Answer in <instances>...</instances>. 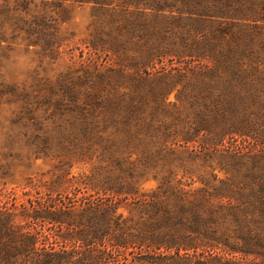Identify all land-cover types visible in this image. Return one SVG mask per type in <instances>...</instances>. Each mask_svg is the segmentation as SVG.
I'll use <instances>...</instances> for the list:
<instances>
[{
  "label": "rangeland",
  "instance_id": "374dc122",
  "mask_svg": "<svg viewBox=\"0 0 264 264\" xmlns=\"http://www.w3.org/2000/svg\"><path fill=\"white\" fill-rule=\"evenodd\" d=\"M112 5L114 8L101 10L95 2L68 1L69 19L60 24L63 44L55 58L40 47L28 46L23 33L0 27V36L7 40L0 44V210L19 208L31 199L50 198L51 189L65 196L75 192L78 198L102 201L103 194L72 180L90 173L96 165L112 164L107 157L113 154L112 148L116 155L138 162L142 190L155 189L167 180L180 185L181 191L206 188V194L213 198L209 206L217 214L214 228L229 231L237 240L235 230L264 235V194L261 198L253 195L246 184L260 190L257 172L264 168V0H114ZM126 10L135 20L142 19L140 12L147 11L145 17L151 19L157 12H164L168 20L159 25L161 38L142 34L143 23L127 24L118 15ZM219 24L230 28L227 36L232 44L234 34L239 37L238 53L248 79V88L244 87L242 94L247 101L245 108L258 114L259 121L254 122L258 126L228 132L216 144L202 135L186 142L184 132L199 109L193 104L196 90L190 87L191 95H182L181 99V76L171 77L195 66L208 67L211 60L208 56H195L194 60L183 57L188 52L179 55L166 42L173 40L181 48L184 38L211 35L218 31ZM158 45L161 51L146 60L148 50ZM131 58L149 63L140 62L135 70L127 66ZM111 70L140 71L143 75L149 71L155 76L172 73L161 83L156 82L159 84L154 92H145V114L153 116L155 122L166 121L165 126L153 131L154 135L165 131V138H156L162 149L156 143V156L145 170V159L134 148L133 138L128 148L122 145L113 122L107 124L99 144L72 147L60 140L61 136L68 139L79 134L82 119H92L90 110L97 100L110 101L113 97L114 85L122 84L118 80L113 81V88L103 87L98 98H92L96 92L91 81H101L98 74ZM119 72L113 76H119ZM174 80L176 89L159 110V86ZM253 91L258 94L257 100L250 98ZM178 113L181 123L174 118ZM142 144L147 145L148 140ZM244 189L248 199L239 195ZM123 210L131 214L129 208ZM237 261L264 264V256L237 253Z\"/></svg>",
  "mask_w": 264,
  "mask_h": 264
},
{
  "label": "trees",
  "instance_id": "16d2710c",
  "mask_svg": "<svg viewBox=\"0 0 264 264\" xmlns=\"http://www.w3.org/2000/svg\"><path fill=\"white\" fill-rule=\"evenodd\" d=\"M68 1L71 0H2L0 27L23 33L28 46L40 47L44 54L55 58L63 44L60 24L69 19ZM74 1L95 2L101 10L115 6H110L114 0ZM145 12L138 13L140 20H135L128 10L118 15L124 17L127 24L143 23L142 34L161 38L159 25L165 24L168 16L156 11L151 19L145 17ZM217 30L202 38L200 35L184 38L181 48L172 43L173 40L166 42L168 48L179 55L188 52L181 55L183 57L194 60L195 56H208L211 60L208 67L195 66L175 76L172 73L155 76L149 71L144 75L140 71L100 72L97 77L101 81H91L92 91L96 92L92 93V98H98L99 89L103 87L105 90L113 88L114 80L122 84L114 85L110 101L108 98L107 101L97 100L90 110L92 119H82L79 134L68 139L61 136L62 143L66 144V140L72 147L99 144L107 124L113 122L122 145L128 148L133 138L134 148L145 159L142 169H147L156 156V143L159 146L156 138L161 135L165 138V131L159 135H154L153 131L165 126L166 121L155 122L153 116L145 114V92L147 89L154 92L159 84L156 82L161 83L170 76H181V99L182 95H191L188 94L190 87L196 90L193 104L199 109L184 132L186 142L202 135L204 140L216 144L228 132L245 131L247 126L256 129L258 123L254 122L259 121L258 114L245 108L247 101L242 94L248 79L243 75L238 53L239 37L235 33L232 44L227 36L229 27L219 24ZM5 41L0 36V44ZM158 46L148 50L146 60L161 51V45ZM140 62L144 63L131 58L127 66L137 70ZM117 71H120L119 76H113ZM125 78L129 82H125ZM175 85L174 80L159 86L162 89L159 110L176 89ZM250 98L257 100L258 94L253 91ZM179 116L178 113L174 118L181 123ZM144 140H148L147 145L142 144ZM110 151L113 154L107 157L112 164L96 165L90 173L71 179L87 190L103 194L102 201L78 198L75 192L65 196L51 189L50 198L31 199L19 208L0 210V264H241L237 253L264 256V235L235 230L237 240L229 231L219 232L214 228L213 219H217V214L209 206L213 198L206 194V188L181 191L180 185L167 180L155 189L142 190L138 185L142 176L138 162L116 155L118 152L112 148ZM257 176H260L257 182L260 190L249 182L246 184L253 195L261 198L264 168ZM245 190L239 192L241 199L249 197ZM126 208L131 214L125 213Z\"/></svg>",
  "mask_w": 264,
  "mask_h": 264
}]
</instances>
